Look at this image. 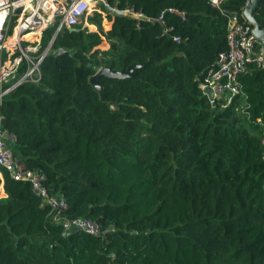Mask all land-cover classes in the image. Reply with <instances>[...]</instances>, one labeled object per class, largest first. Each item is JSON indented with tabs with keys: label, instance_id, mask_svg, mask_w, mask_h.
I'll return each mask as SVG.
<instances>
[{
	"label": "trees",
	"instance_id": "1",
	"mask_svg": "<svg viewBox=\"0 0 264 264\" xmlns=\"http://www.w3.org/2000/svg\"><path fill=\"white\" fill-rule=\"evenodd\" d=\"M103 1L185 19L166 16L168 35L108 11L109 32L99 14L87 20L96 32L63 29L39 80L6 93L0 117L15 158L66 201L64 216L111 232L61 236L29 184L0 169V264H264V68L249 66L237 101L212 107L200 83L227 49V20L209 0ZM245 2L222 7L242 20ZM254 21L264 31V0ZM53 34L43 33L33 63ZM131 65L129 78L99 77L101 91L90 83L100 68ZM31 66L22 59L14 82Z\"/></svg>",
	"mask_w": 264,
	"mask_h": 264
},
{
	"label": "built area",
	"instance_id": "2",
	"mask_svg": "<svg viewBox=\"0 0 264 264\" xmlns=\"http://www.w3.org/2000/svg\"><path fill=\"white\" fill-rule=\"evenodd\" d=\"M209 2L227 20V49L218 55L215 65L206 72L200 89H210L213 93V103L226 107L235 103L241 95L238 78L247 72L248 67L255 65L264 68V50L253 31V25L243 16L244 9L250 6L249 0H246L242 10V20L237 13L222 7L225 0ZM106 8L109 12H115L117 16L134 20L137 26L141 21H145L163 27V34L166 35L174 30L172 25L166 24V16L175 15L185 19L181 12L173 8L161 12L157 17L148 18L132 8L123 10L110 8L103 0H0V104L3 96L17 86L26 81L39 80L38 65L48 53L45 51L36 63H33L32 59L28 60L32 65L30 71L28 70L11 86L7 85L9 78L17 71L19 61L25 59L28 52L37 51L45 31L53 29V35H57L63 29L75 28L86 22L94 14L104 15ZM11 35L14 42L8 48L7 40ZM172 39L175 42L180 40L177 36ZM14 52L20 54L19 60H14L13 65H5V57L12 56ZM62 53L63 50L60 49L56 55ZM210 103L212 104V101ZM1 120L0 117V169L5 170L14 181L29 184L33 196L49 208L53 222L61 227V236L84 234L97 238L106 237L111 228L102 229L100 224L90 219L80 217L68 219L64 216L68 210L66 201L49 192L44 185L46 178L42 173L26 169L15 158L10 146L16 137L2 128ZM262 127L264 129V124Z\"/></svg>",
	"mask_w": 264,
	"mask_h": 264
},
{
	"label": "water",
	"instance_id": "3",
	"mask_svg": "<svg viewBox=\"0 0 264 264\" xmlns=\"http://www.w3.org/2000/svg\"><path fill=\"white\" fill-rule=\"evenodd\" d=\"M261 0H249L250 2V6L245 8L243 11V16L245 17L246 21L250 24L253 25V31L258 39L257 34L261 31L259 30V27L257 25V23L254 21V12L255 10L258 8L259 4H260ZM68 31H78L77 28H67ZM264 32V31H262ZM57 35H53V37L51 38L48 46L45 49V52H48L49 48L51 47L52 43L54 42L55 38ZM259 41V40H258ZM256 47V45H255ZM263 50L264 47L262 46ZM138 67L136 65H131L129 66L126 71H111L108 68H100L96 74L90 79V83L93 85V87L98 90L101 91V87L99 86V83L97 81V79L101 76H105L107 78H111V79H124V78H129L133 75V70ZM203 94L207 96L209 101H212V107H215V104L213 103V93L210 89L205 88L202 90Z\"/></svg>",
	"mask_w": 264,
	"mask_h": 264
},
{
	"label": "rangeland",
	"instance_id": "4",
	"mask_svg": "<svg viewBox=\"0 0 264 264\" xmlns=\"http://www.w3.org/2000/svg\"><path fill=\"white\" fill-rule=\"evenodd\" d=\"M106 11H108L107 10V8L104 10V15H102L101 17H102V28H103V32L104 33H106V32H109L110 31V29H111V26H112V22L111 21H109V19H106ZM109 12V11H108ZM109 14L111 15V18H113V17H115V16H117V14H115V12H109ZM100 15V14H99ZM81 25V29H86L88 32H96L97 31V27L96 26H94V25H91V24H88V22L86 21V22H83L82 24H80ZM257 36H258V40H259V42H260V44L264 47V32H262V31H260L258 34H257ZM12 38V42L14 41V38L12 37V35L11 36H9V39H11ZM9 39L7 40V47L8 48H10V45H11V43L10 42H8L9 41ZM103 39V42H106L105 44H106V47H107V45H108V47H107V49H109L110 48V45L111 44H109V42L108 41H105V38H102ZM101 45L102 44H99V46L97 47V50H99V51H101V52H105V51H103V49L105 48L106 49V47H105V45L103 46L104 48H102L101 47ZM25 47V46H24ZM39 47L40 46H38V48H37V51H38V49H39ZM46 49V48H45ZM37 51H35V52H28L26 55H27V57H25V59L24 58H22V59H24V60H26V61H28V60H30L31 61V59H33V54H35ZM45 51V50H44ZM43 51V52H44ZM15 54H13L12 56H10V57H5V65H7V66H9V65H13V61L14 60H19V57H20V54L19 55H16L17 53L16 52H14ZM22 59L19 61V65H20V63L22 62ZM32 69V66L29 68V71ZM37 74V72L35 71V75ZM13 77H15V76H13ZM13 77H10L9 78V80H8V82H7V85L8 86H11L13 83H14V78ZM34 77V76H33Z\"/></svg>",
	"mask_w": 264,
	"mask_h": 264
},
{
	"label": "crops",
	"instance_id": "5",
	"mask_svg": "<svg viewBox=\"0 0 264 264\" xmlns=\"http://www.w3.org/2000/svg\"><path fill=\"white\" fill-rule=\"evenodd\" d=\"M103 43H106V42H103ZM262 46V45H261ZM103 50H108L107 48L106 49H103ZM15 76V74H14ZM14 78V77H13ZM1 178V176H0ZM6 195L4 193V190H3V185H2V182L0 183V198H4Z\"/></svg>",
	"mask_w": 264,
	"mask_h": 264
}]
</instances>
